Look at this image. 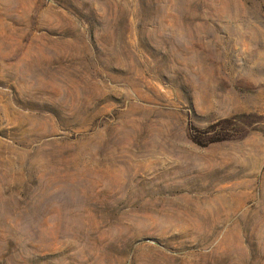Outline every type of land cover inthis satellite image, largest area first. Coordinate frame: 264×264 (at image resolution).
<instances>
[{
  "label": "rangeland",
  "instance_id": "1",
  "mask_svg": "<svg viewBox=\"0 0 264 264\" xmlns=\"http://www.w3.org/2000/svg\"><path fill=\"white\" fill-rule=\"evenodd\" d=\"M0 264H264V0H0Z\"/></svg>",
  "mask_w": 264,
  "mask_h": 264
},
{
  "label": "trees",
  "instance_id": "2",
  "mask_svg": "<svg viewBox=\"0 0 264 264\" xmlns=\"http://www.w3.org/2000/svg\"><path fill=\"white\" fill-rule=\"evenodd\" d=\"M218 125H222V127L225 125V121H221V122H218V123H216V124H214V125H212L211 127H214V126H218ZM225 127V126H224ZM195 138V137H194ZM219 140H221L220 138L219 139H214L213 141H219ZM212 141V142H213ZM199 142V141H198Z\"/></svg>",
  "mask_w": 264,
  "mask_h": 264
}]
</instances>
